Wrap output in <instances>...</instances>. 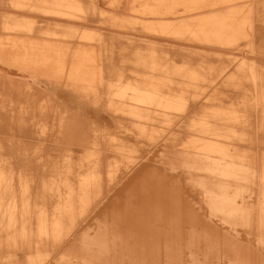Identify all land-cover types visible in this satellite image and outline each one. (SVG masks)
I'll return each instance as SVG.
<instances>
[{
    "label": "bare ground",
    "instance_id": "1",
    "mask_svg": "<svg viewBox=\"0 0 264 264\" xmlns=\"http://www.w3.org/2000/svg\"><path fill=\"white\" fill-rule=\"evenodd\" d=\"M16 1L21 4L44 6L47 9H61V11L66 8L68 13H86L90 10L86 9L79 0ZM110 4H115L118 10L127 9L131 13H141L155 17L154 19L168 18L171 15L173 18L169 19L175 22H171L172 20L156 22V24L154 22L148 26L162 30H176L179 34L191 36L196 43L206 46L235 49L243 42L247 43L249 50L260 54V65L245 64L232 68L221 81V85L231 86L238 93L240 88L243 89L244 96L239 99L241 108L205 107L204 104H200L199 91L202 86L201 84L197 86V83L205 81L208 73H205L201 66L194 68L182 65L178 68L160 61L159 57L135 55L132 58L133 63L137 67H142V71L130 72L127 76L121 68L107 66L106 61L111 57L109 56L111 50L103 36L93 37L73 31L59 36L78 38L74 46L49 39L43 42L27 39L15 41L19 40L16 37L11 38L12 42H8L11 43L10 48L0 45V64L31 78L26 82L10 78L0 79V95H5L9 99L11 96L12 101L10 99L9 106L13 108L17 104L15 106L18 108L14 107V109L22 111L20 113L22 115L31 110L33 118L41 115L46 109H52L54 99L74 100L80 110L88 102L98 111L85 113L94 124L95 122L107 124L108 118L116 120L126 131L136 132L135 136L139 139L156 138L155 135L159 130L154 124H169L172 118L188 113L189 115L185 114L181 118L184 120H177V123L189 120L188 129L193 133L189 135V139L177 148L175 133L165 137L159 145L151 146L146 153L140 155L141 159H145L135 171L161 172L166 167L163 165L167 163L185 167L197 176L195 185L201 188L211 211L235 215L242 221H247L248 227L257 228V233L261 236L259 237L264 241V197L260 206L254 208L244 207L245 205L233 206L239 194L228 192L227 185L220 179L221 176H226L246 184L252 181L248 174L249 169L243 168L240 163L252 161V157L241 153L236 143L246 139V129L251 126L250 119H256L260 126L259 130L264 134V26L255 22L264 21V18L257 19L254 16V2L114 0ZM178 14L184 16L180 17ZM2 26L32 30V22H18L13 25L5 22ZM43 34L47 36L46 38L57 35L46 31ZM247 83L251 85V89L246 88ZM99 86H103L104 102H101L102 98L97 91ZM25 93L31 94V99L27 97L25 102H13L14 96ZM252 106L257 108V112H248ZM251 116L253 118H250ZM53 120L55 121L50 122L49 125H46L48 122L44 120L41 123L43 125L39 123L38 126L32 122L38 129L29 127L27 129L43 136L48 146L53 145L52 143L63 144L64 140L80 141L81 138L89 143L91 140L88 137H93L80 131L75 124L72 126L67 124L63 121V117L59 120L54 117ZM20 126L16 129L19 130ZM94 126L97 125L92 127ZM20 130L28 131L24 125ZM107 140L111 145L116 141L111 147L119 156L123 157V152L130 151L127 143L130 140L124 137L119 139L117 136H111ZM95 141L97 140L94 136L91 143L94 142L96 146ZM6 143H0V264H16L7 257L17 249L27 253L24 264H44L50 260L47 258L51 255V251L56 249L55 245L69 233L78 218L96 200V196L101 191L104 175L111 179L120 161L114 158L106 160L100 156V152L88 147L81 160L75 163L65 149V153H59L60 158L52 162L49 177L42 176L39 186L34 188V177L25 172L26 150L20 153L12 151L14 141L8 140ZM150 162L159 163V169H150L148 164ZM127 166L123 175L133 173L134 169ZM260 166L262 175L258 180L255 179L254 183L264 191V156L260 159ZM199 172L206 176H200L203 174ZM52 197L54 200L49 203L48 200ZM107 197L112 199L107 194L103 199ZM100 203L102 206L108 205L107 202L105 204V200H100ZM175 203L182 208V214L176 217L172 215L175 211L171 207L172 204L158 211L154 208L148 210V220L154 217L153 223H159L158 228H165L164 234L162 231H152L143 241H127L126 245L122 246V250L127 253L126 257L123 256L124 252L120 253L118 246L120 240L116 234H113V256L99 255L102 246L107 245L103 243L108 237L97 235L95 242L100 243V246L83 247V252L89 254L80 253L78 258L83 264H121L125 259L127 264H162L163 258H165L164 264H174V258L182 252V245L186 247L190 243L204 242L203 257L210 253L208 249L220 252L218 247L222 244L230 254L225 257L226 260L222 264H256L253 262L257 255L255 251L246 246L241 248L243 245L237 244V237L234 235L230 237L228 233L220 235L208 223L201 222L203 217L200 214L186 209L184 201L177 200ZM186 223L199 225L200 230L188 232L183 225ZM126 233L130 236L131 229H127ZM155 234L163 239L159 244L157 241H152ZM91 252L94 254L92 255ZM71 259L72 255H67L65 262L59 264H72ZM193 264L202 263L196 260Z\"/></svg>",
    "mask_w": 264,
    "mask_h": 264
},
{
    "label": "rangeland",
    "instance_id": "2",
    "mask_svg": "<svg viewBox=\"0 0 264 264\" xmlns=\"http://www.w3.org/2000/svg\"><path fill=\"white\" fill-rule=\"evenodd\" d=\"M79 1L86 9L93 10H89L86 13H68L65 10L66 8L64 11H61V9H47L44 6L27 3L21 4L17 3L16 0H0V45L3 44L5 48H10L11 43L8 42H12L11 38L16 37L19 40L15 41L27 39L43 42L45 39H49L56 42L69 43L74 46V43L78 42V38H67L59 35L71 31L76 33L81 32L93 37L101 35L107 40L108 48L111 50V53H109L111 57L106 61L107 66H113L115 69L121 68L127 76L130 72L142 71V67H137L133 63L132 58L135 55L159 57L160 61L167 62L178 68L182 65L194 68L201 66V69L205 73H208L205 81L197 83V86L200 84L202 86L201 91H199L201 94L199 99L200 104H204L203 106L205 107L241 108V100L239 99L244 96L243 89L240 88L238 93L231 86L221 85V81L232 68L244 66L245 64L260 65V54L249 50L247 43L243 42L235 49L214 48L196 43L193 37L179 34L176 30H162L148 26V24L154 22L155 24L156 22H169L171 20V22H175L173 19H169L173 18L171 15L168 18L154 19L155 17H149L141 13H131L127 9L118 10L115 4H110L114 0ZM246 1L254 2V16L257 19H263L264 0ZM178 16L184 15L178 14ZM5 22L11 25L18 22H32V30L14 29L13 27L4 28L2 24ZM255 22L260 26H264L263 20H256ZM45 31L56 33L57 35L46 38L47 36L43 34ZM258 48L261 49L262 47ZM2 78L17 79L23 82L31 79L26 74L0 64V79ZM130 78L129 76L128 79ZM125 79L127 78L125 77ZM176 80L181 79L176 78ZM245 86L251 89L250 84L247 83ZM97 91L102 98L101 102H104L105 99L102 94L103 86H99ZM27 97L31 99L32 95L25 93L21 96H14L13 102H25ZM33 98L35 97L33 96ZM10 99L5 95H0V143L4 144L8 140H13L15 144L12 147V151L15 150L20 153L26 150L24 155L25 162H27L25 172L34 177V188L39 186V180L42 176L49 177L52 162L56 158H60L58 154L65 153V149L70 153L75 163L81 160V156L88 147V149L100 152V156L106 160L114 158L120 161L111 179H108L107 175H104L101 191L96 196V200L87 207L69 233L55 245L56 249L51 251V255L47 258H50V260L46 261V263L44 262V264L65 262L64 259L70 254L72 255V259L70 260L72 264H83L78 257L80 253H84L83 247L93 248L100 246V243L95 242L97 235L108 237V240L105 239L103 243H107V245L102 246L103 248L100 250L99 255L101 257L113 256V234H116L117 238L123 242L119 241L118 246L121 250L120 253L123 254L124 252L123 256L126 257L127 253L122 250V246H125L127 241H143L147 234L152 231H162V234H164L165 228H158L159 226L157 225L159 223H153L154 217L148 220V210L154 208L158 211L172 204L171 207L175 210L172 215L176 217L182 214V208L175 203L177 200L184 201L186 203L185 208L189 209L192 213L196 212L198 215L200 214L203 217V221L201 222L208 223L220 235L228 233L230 237H237V244L243 245L241 248L249 247L257 254L256 258H253L256 262H253L256 264L263 262L264 264V241L258 235L257 228L248 227L247 221H242L235 215H225L221 212L211 211V207L207 203L208 200L204 198L201 188L195 185L197 176L190 173L185 167L176 164L169 165L167 163L163 165L166 167L161 172L157 171L154 173L153 171V173H147L143 170L135 171V168L145 159H141L140 155L146 153L147 149L151 148V146L159 145L165 137L175 133L177 148H180L189 139V135L192 133L188 129L189 120L177 123V120H184L181 118L186 113L177 114L178 116L175 119L172 118L169 124H154L159 132L155 135L156 138L150 140L137 138L135 136L136 132L126 131L116 120H111L108 117L107 124L101 122H95L94 124L93 120L88 118L85 113L87 111H93L94 113L98 111L91 103L88 104V102L80 110L74 100L64 101L54 99V107L52 109H46L41 115L33 118L31 110L27 109V114L24 113L22 115L20 114L22 111L14 109V107L18 108V106H15L17 104L11 108L9 106ZM256 110L257 108L252 106L248 109V112L254 113L257 112ZM198 112L200 113V111ZM99 113L103 112L99 111ZM186 115L189 114L187 113ZM54 117L58 120L63 117V121L67 124L71 126L75 124L80 131H84L90 136H95V140H97L95 141L97 142L96 146L94 142L91 143L93 137H88L91 140L89 143L81 138L80 141L64 140L63 144L52 143L53 145L48 146L45 144L43 136H39V133L34 130L27 129L29 127L36 130L37 127L33 126L32 122L38 126L39 123L43 125L41 123L44 120V122H48L46 125H49L50 122L55 121L53 120ZM250 118L253 117L251 116ZM36 121L39 122L36 123ZM250 121L251 126L246 129V139L237 141L236 145L241 153L252 157V161L240 162L243 168L249 169V173H247L251 176L252 181L246 184L245 182H238L237 179H233L232 177L221 176L220 179L227 185L228 192L239 194L235 198L236 201L233 206L245 205L244 207L254 208L260 206L261 200L264 197V191L259 189L256 183H254V180H258L262 175L260 159L264 156V134L259 130L260 126L257 124L256 119H250ZM23 125L28 131L20 130V128L23 129ZM93 125L97 126L92 127ZM18 126H20L19 130L16 129ZM94 128L97 130H95L96 132L93 130ZM111 136H117L119 139L120 137H124L130 140L127 142L130 151L123 152V157L119 156L111 147L116 144V141L113 145L108 143L107 138ZM159 153L160 151L158 152V156L160 155ZM16 158L18 159L19 156ZM17 161L19 162V159ZM148 164L150 169H159V163L157 162H150ZM126 166L134 169L131 175H123ZM199 173L203 174L200 175L202 177L206 176L204 173ZM106 194L112 197V199L109 197L103 199ZM53 200L54 197L50 198L48 202L51 203ZM100 200H105V204L107 202L108 205L102 206ZM183 225L184 229L188 230V232L200 230L199 225L194 226L190 223ZM129 228L132 231L130 236L126 233V230ZM160 237L155 234L152 241H157V244H159V241L163 240ZM179 245L181 246L180 243ZM182 247V252L178 253L174 258V264H193L196 260L202 264H222L226 260L225 257L230 256L222 244H219L218 247V251L220 252L208 249L210 253L206 254L205 257H203L204 242L190 243L186 247L183 245ZM26 254L23 250L17 249L9 253L7 259L15 261L16 264H24ZM91 254L93 255L94 253L91 252ZM122 262L121 264H127L126 259ZM156 262H159V260H156ZM161 263H165V258H163Z\"/></svg>",
    "mask_w": 264,
    "mask_h": 264
}]
</instances>
